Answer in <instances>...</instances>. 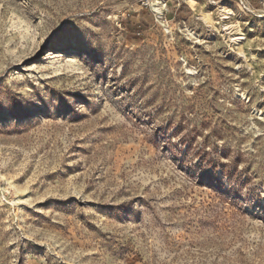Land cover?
Returning <instances> with one entry per match:
<instances>
[{"label": "rangeland", "instance_id": "obj_1", "mask_svg": "<svg viewBox=\"0 0 264 264\" xmlns=\"http://www.w3.org/2000/svg\"><path fill=\"white\" fill-rule=\"evenodd\" d=\"M0 0V264H264V0Z\"/></svg>", "mask_w": 264, "mask_h": 264}, {"label": "bare ground", "instance_id": "obj_2", "mask_svg": "<svg viewBox=\"0 0 264 264\" xmlns=\"http://www.w3.org/2000/svg\"><path fill=\"white\" fill-rule=\"evenodd\" d=\"M162 1L160 0H157L156 2H154L153 4V9L156 11V13L158 14V17H161L162 16V9H161V6H162ZM263 201H264V196H263Z\"/></svg>", "mask_w": 264, "mask_h": 264}, {"label": "snow or ice", "instance_id": "obj_3", "mask_svg": "<svg viewBox=\"0 0 264 264\" xmlns=\"http://www.w3.org/2000/svg\"><path fill=\"white\" fill-rule=\"evenodd\" d=\"M0 107H2V104H0Z\"/></svg>", "mask_w": 264, "mask_h": 264}]
</instances>
